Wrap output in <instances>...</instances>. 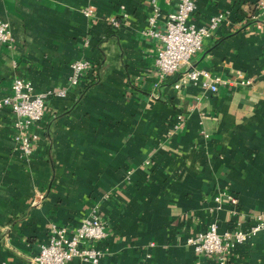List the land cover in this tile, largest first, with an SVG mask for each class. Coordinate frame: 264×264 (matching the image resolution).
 I'll use <instances>...</instances> for the list:
<instances>
[{"label":"crops","instance_id":"0c3cea01","mask_svg":"<svg viewBox=\"0 0 264 264\" xmlns=\"http://www.w3.org/2000/svg\"><path fill=\"white\" fill-rule=\"evenodd\" d=\"M194 1L195 26L224 17L189 64L160 80L162 41L144 34L149 0H0L12 34L0 45V98L15 77L35 93L65 90L45 100L29 156L14 142V115L0 111V264H28L51 224L71 231L94 210L107 232L98 264H216L187 236L210 224L247 229L264 212V18L252 0ZM158 6L163 31L172 6ZM79 59L92 68L72 86ZM191 68L225 82L175 88ZM227 264H264V231L235 244Z\"/></svg>","mask_w":264,"mask_h":264},{"label":"built area","instance_id":"2783aa9c","mask_svg":"<svg viewBox=\"0 0 264 264\" xmlns=\"http://www.w3.org/2000/svg\"><path fill=\"white\" fill-rule=\"evenodd\" d=\"M152 11L148 17V26L144 34L156 37L162 41V46L157 49L155 56V69L160 80L177 73L184 65L190 63L192 57L202 49L203 39L210 35V30L215 28L224 17L223 14L213 16L208 26L197 27L189 22L195 9L194 0H168L172 9L167 12L163 31L156 30L158 19V0H149ZM256 6L255 18H264V0H252ZM85 16H93L94 8L91 6L83 10ZM114 26H119V21L109 18ZM12 40L11 26L6 20L0 19V45L9 44ZM92 68L89 60H74L70 64L69 83L72 86L79 84L81 77ZM180 82H193L210 92H216L218 86L225 82L218 74H212L203 68L188 69L175 83V88L180 87ZM249 84V80L240 82ZM159 84H155L157 87ZM65 90L53 89L44 93H35L29 81L15 77L10 86V93L0 98V111L7 108L14 115L13 126L16 130L14 142L21 154L29 156L32 153L36 134L32 125L38 123L44 115L45 100L48 97L64 96ZM180 119V116H178ZM180 121L175 125L178 127ZM232 203L237 200L228 196ZM219 197H215L219 201ZM252 221L247 229L239 227L219 233L215 224H210L206 229L186 238V243L193 248L196 254L215 256L216 264H227V258L235 244L249 241L258 232L264 231V212L253 214ZM107 236L105 222L96 211L84 217L74 230L51 224L48 227V240L40 245L39 252L33 256L28 264H67L73 258L82 262L98 264L102 251L97 247ZM152 245V244H151Z\"/></svg>","mask_w":264,"mask_h":264}]
</instances>
